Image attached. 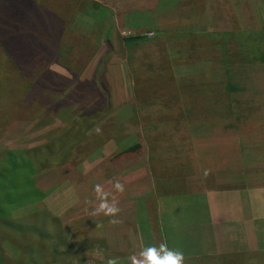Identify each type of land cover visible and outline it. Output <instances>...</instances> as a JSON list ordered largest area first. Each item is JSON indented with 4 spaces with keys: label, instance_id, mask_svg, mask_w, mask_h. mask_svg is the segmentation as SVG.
Listing matches in <instances>:
<instances>
[{
    "label": "rangeland",
    "instance_id": "374dc122",
    "mask_svg": "<svg viewBox=\"0 0 264 264\" xmlns=\"http://www.w3.org/2000/svg\"><path fill=\"white\" fill-rule=\"evenodd\" d=\"M128 15L156 27L133 33ZM214 72L239 91L224 99ZM262 122L264 0H0V173L19 165L40 191L12 208L0 193V264H133L162 243L184 264H246L202 256L215 245L194 220L212 190H264Z\"/></svg>",
    "mask_w": 264,
    "mask_h": 264
},
{
    "label": "crops",
    "instance_id": "0c3cea01",
    "mask_svg": "<svg viewBox=\"0 0 264 264\" xmlns=\"http://www.w3.org/2000/svg\"><path fill=\"white\" fill-rule=\"evenodd\" d=\"M135 23L138 25L137 22ZM155 27H156L155 24L154 25L145 24L141 28V31L143 32V35L145 33H152ZM132 31L133 33L136 32L134 30ZM149 41L151 40L149 39ZM149 41H147V43ZM217 50L215 55L218 57L220 56L222 51L221 50L217 51ZM213 51L214 50H212L210 53H212ZM226 52L227 54H229L230 50L226 49ZM215 55L213 56L214 59L217 58ZM230 56L232 55L230 54ZM217 63H219L218 60ZM204 75L205 77H203L202 79H208L207 81H215L218 83L217 87L223 89L219 81V78L221 76L219 72L218 73L214 72V74L212 75H210V73H206ZM200 82L203 83V81ZM170 98L173 99V97ZM257 101H261V99ZM257 101L255 102L252 101V103H256ZM219 104L220 103L213 101L210 104H208L209 106L207 107L215 109V107L218 106ZM257 104L258 105L255 106V114L258 115L254 118V120L262 114L261 110L258 112V108H262V107L259 105V102ZM207 107L204 106V108L206 109ZM190 108L191 110L194 109L192 105H190ZM196 109L201 114V108L198 107ZM188 116L189 114H187L185 110L184 111L185 118L183 119L184 121L182 122V124H188V121H185V119H187ZM262 125H264V122H262ZM256 131L260 132L261 134L263 133L264 135L263 129L262 130L256 129ZM263 191L260 192V190L256 188L248 189V186L245 188H237V189L227 188V189H218L211 191V195L215 197L214 198L207 197L206 201L205 200L203 201V203L206 204L207 206V210H208L207 214H205L204 211V213L200 215L198 214L197 218L195 217L194 220L195 232H196L195 239L197 240V243L201 242L205 246H207L208 242H212V245H215L213 249L211 248L207 250L203 246V248L205 249V252L203 253L204 254L206 253L207 255L202 254V256H209L211 254H217L220 256L226 255L223 257L230 259L234 258V260L243 258L246 264H256L257 262L264 264V192ZM242 204H244V207L246 208L244 215L240 213L239 210V207ZM203 209H205V205H203ZM216 245H218L219 247H217ZM191 246L196 247V249L198 250H201L199 245L196 246L187 245L186 247L190 248Z\"/></svg>",
    "mask_w": 264,
    "mask_h": 264
},
{
    "label": "trees",
    "instance_id": "16d2710c",
    "mask_svg": "<svg viewBox=\"0 0 264 264\" xmlns=\"http://www.w3.org/2000/svg\"><path fill=\"white\" fill-rule=\"evenodd\" d=\"M133 14L134 15H136L137 13H134L133 12ZM133 18V15H128L127 16V22H126V20H124L123 18H122V23L120 22V26H122V27H124V25L123 24H125L126 26H127V28L128 29H130V30H134V31H136V32H140L141 31V28L142 27H140V26H138L135 22H137L136 21V18L133 20L132 19ZM130 20H131V22H130ZM58 21H60V20H58ZM23 22V19H21V21L19 22V23H22ZM128 22H129V24L131 25V26H129L128 25ZM145 25V24H144ZM20 29H21V31H22V25L20 26ZM18 31H19V29H18ZM51 31V30H50ZM51 32H53L54 34H55V30H53V31H51ZM140 39H143L141 36H139V37H136V36H131V37H128V38H125L124 39V41L126 42V43H129V42H135V41H137V40H140ZM225 50V48H222L221 49V51L222 50ZM220 62H221V64L224 62V59H223V52H221V54H220ZM231 58L232 59H234V60H236V57H233V56H231ZM206 59V61L205 62H210V61H215V59H214V57H210V58H205ZM225 63V62H224ZM210 75H212L211 73H210ZM219 75V74H218ZM203 77H205V75L203 76ZM210 80H212V79H210ZM219 80L221 81V82H225V80L226 79H224L223 80V78H222V76H220V78H219ZM204 82V81H203ZM227 87L230 89L229 91H227L226 89H227V87L225 88V90L224 89H221L222 91H219L218 92V94L219 95H221L224 99H226V97L227 96H230V94H232L233 96H234V93H236V92H238L239 91V89L236 87V85L235 84H233V85H231V83L227 80ZM246 97H248V94L246 95ZM245 97V98H246ZM233 99H234V97H233ZM248 99V98H247ZM235 101L234 102H237V103H239V102H241V104H244L245 102L246 103H248V104H253L252 103V101H244V100H241V99H234ZM255 102V101H254ZM219 103V102H218ZM222 104L224 105L225 103L224 102H222ZM250 105H248V110L250 109V110H252V112H253V110L255 111V106L254 107H252V108H250L249 107ZM31 112V111H30ZM24 114H27L26 112L24 113ZM237 114H239V113H237ZM237 114L235 115L236 117H235V119H238V116H237ZM223 116H224V118H225V114L223 113ZM45 117V116H44ZM230 118H231V116L230 115H228V117H227V119L226 120H230ZM244 118V115L242 116V119ZM203 119H205V118H203ZM215 119V115H213L212 114V119H209V120H214ZM202 124V123H201ZM228 127H231V124H226V123H224V124H220L219 125V128H220V131L222 132V131H224L226 128H228ZM214 129V128H213ZM257 132V131H256ZM259 132H257V134H258ZM43 148L44 149H46V150H49V149H51L50 148V145H47V147H44L43 146ZM142 149V145L141 144H139V143H137V144H135V145H133V146H131V147H129V148H127V149H125V150H123V151H121L118 155L119 156H124L125 157V155H136V154H138L137 152H139L140 150ZM39 150H40V148H34V149H31V150H29V157H31L32 158V155H35V157H36V155H39V154H34V153H38L39 152ZM166 153V152H165ZM174 153V154H173ZM172 153V155H169V157L170 156H172V158L173 157H178V158H180L181 157V155L182 154H180V155H176L175 156V154L177 153L176 151L175 152H173ZM159 157H161V158H163V157H166L165 155H164V152H163V154L161 155V156H159ZM3 158V157H2ZM7 159H5V157L3 158V160H4V163H5V165H8V164H10L11 162L9 161V159L8 158H11V156L9 155L8 157H6ZM28 161H29V159H28ZM0 168H4V167H0ZM20 168H19V165L16 167V169L14 170V173H13V175H11V177H9V178H7V174H8V169H5V170H2V173H0V184H3V183H6V184H8L9 186L6 188V186L5 185H1L0 186V193H1V197H3V201H5L6 199H8L7 200V202H5L6 203V205L7 206H9L10 208H12V206L14 205V203H16L15 201L17 200L16 199V196H15V193L14 192H17V191H19V192H22V194L25 196V195H32V196H30L31 198H34V199H36V197L40 194V191L38 190V189H36L35 187H34V184L32 185V182H30L29 180H28V177H24V178H20L17 174H21V173H17V172H20V170H19ZM27 171H31V169L29 168ZM26 178V179H25ZM23 180V181H22ZM12 192V193H11ZM12 195L14 196V198H15V201H13L12 199H10V197H12ZM33 199V200H34ZM2 201V200H1ZM18 202V201H17ZM7 216V214L5 213V211H3V213H1L0 212V219L1 218H4V217H6ZM53 238V237H52ZM63 244L64 245H67V243L66 242H63ZM79 247H80V245H78ZM50 247H51V245H50ZM79 247H77V248H79Z\"/></svg>",
    "mask_w": 264,
    "mask_h": 264
},
{
    "label": "clouds",
    "instance_id": "9594fccd",
    "mask_svg": "<svg viewBox=\"0 0 264 264\" xmlns=\"http://www.w3.org/2000/svg\"><path fill=\"white\" fill-rule=\"evenodd\" d=\"M115 187L122 190V186L117 183ZM102 209L107 207L106 205L101 206ZM109 212L115 213V208H109ZM143 259L137 260L133 257V264H184V255L180 251H173L168 249L165 243L160 244L157 247H148L140 253ZM108 264H117L116 259L108 260Z\"/></svg>",
    "mask_w": 264,
    "mask_h": 264
}]
</instances>
